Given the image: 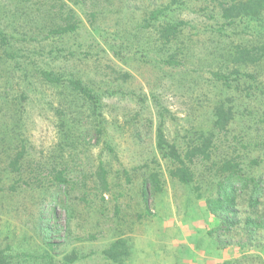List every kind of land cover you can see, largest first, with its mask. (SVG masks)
<instances>
[{
    "label": "rangeland",
    "instance_id": "1",
    "mask_svg": "<svg viewBox=\"0 0 264 264\" xmlns=\"http://www.w3.org/2000/svg\"><path fill=\"white\" fill-rule=\"evenodd\" d=\"M245 2L0 0L3 264H194L192 241L200 264H264V231L207 234L224 161L261 183L240 219H264V9L226 12ZM158 129L181 157L209 139L190 183Z\"/></svg>",
    "mask_w": 264,
    "mask_h": 264
},
{
    "label": "trees",
    "instance_id": "2",
    "mask_svg": "<svg viewBox=\"0 0 264 264\" xmlns=\"http://www.w3.org/2000/svg\"><path fill=\"white\" fill-rule=\"evenodd\" d=\"M240 8L227 9L228 13H235L234 11H243V13L248 14V11L263 10L264 0H247L244 4H241ZM234 10V11H233ZM255 11L253 13H255ZM45 77L51 82H58V78H52L51 74H44ZM73 83V87L82 91L84 94L88 93L87 90L82 87L78 82ZM88 95V94H86ZM88 97H91L88 95ZM209 139L204 138L200 145H195L194 147L187 148L185 150L184 157H181V152H178L174 145L167 144L163 133L160 129L157 130V149L163 152V157L167 158L173 164V169L170 170V175L176 178L182 183L191 182V172L189 171V161L196 155L205 156V151L209 146ZM208 157V156H207ZM188 162V163H187ZM230 162L224 161L222 165V171L224 173L223 179L217 182L215 196L213 198L206 199V209L207 211L218 220L219 224L212 231L208 232V235L215 234V242L217 246L223 247L224 243L221 240V236L229 234L232 230L237 229L242 226V229L247 235L253 234L256 230L264 231V219L256 216L253 217L248 215L241 220L237 210V198L240 193L248 191V206L251 210H256L258 206V201L261 195V183L260 180H253L252 178L243 177L235 172L234 167L230 166ZM64 210V208H63ZM123 248L120 255L115 256L118 253V249ZM126 248L124 247L123 241H117L110 249L105 251L107 258L111 260L119 261V259L126 255ZM74 256L70 258L69 261H73ZM3 259L0 258V264H3ZM222 264H239L237 260L225 261Z\"/></svg>",
    "mask_w": 264,
    "mask_h": 264
},
{
    "label": "crops",
    "instance_id": "3",
    "mask_svg": "<svg viewBox=\"0 0 264 264\" xmlns=\"http://www.w3.org/2000/svg\"><path fill=\"white\" fill-rule=\"evenodd\" d=\"M195 239V237H194ZM192 255L193 257H189L190 260L189 261H192V263L194 264H197L196 262L198 261L199 264L201 263V261L203 262V258H202V252H207L206 249H202L201 247L198 246V243L196 241H192ZM187 249L188 251L191 249V245H187ZM208 253V252H207ZM189 256V255H188ZM183 259V258H181ZM186 264H189V262H187Z\"/></svg>",
    "mask_w": 264,
    "mask_h": 264
}]
</instances>
